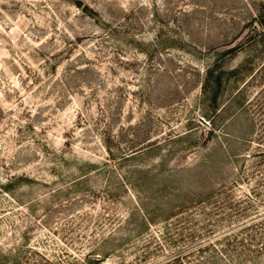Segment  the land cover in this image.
Here are the masks:
<instances>
[{"label": "rangeland", "instance_id": "obj_1", "mask_svg": "<svg viewBox=\"0 0 264 264\" xmlns=\"http://www.w3.org/2000/svg\"><path fill=\"white\" fill-rule=\"evenodd\" d=\"M259 136L264 0H0V264H210L241 224L196 201Z\"/></svg>", "mask_w": 264, "mask_h": 264}, {"label": "trees", "instance_id": "obj_2", "mask_svg": "<svg viewBox=\"0 0 264 264\" xmlns=\"http://www.w3.org/2000/svg\"><path fill=\"white\" fill-rule=\"evenodd\" d=\"M216 67L207 69L205 79L202 83V93L207 96L214 91L212 100L216 104L220 88L223 84L221 73L215 75ZM217 112V111H216ZM213 130V126L210 127ZM260 140V141H259ZM257 149L254 153L243 156V164L236 178L227 185L218 187L205 199H198L196 205L200 206V216L205 221L204 227L217 228L224 222L234 220V224L240 225L236 232L223 233L221 237L209 241L204 247H198V255L210 251L208 260L210 264L221 262L224 253L229 251H264V210H259L264 205V139L258 137ZM134 150L130 151L131 153ZM108 156L113 159L111 149H107ZM123 156H126L124 154ZM248 183L249 189L239 195L235 189L241 188L242 183ZM198 221V219H194ZM232 222H229V224ZM193 235V234H192ZM262 253V252H261ZM181 259L175 255L169 262L175 263ZM247 261V259H245Z\"/></svg>", "mask_w": 264, "mask_h": 264}]
</instances>
